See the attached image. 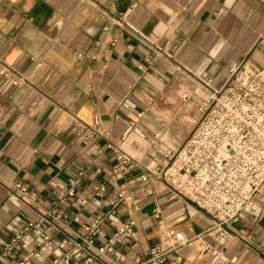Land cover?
<instances>
[{"label":"crops","instance_id":"crops-1","mask_svg":"<svg viewBox=\"0 0 264 264\" xmlns=\"http://www.w3.org/2000/svg\"><path fill=\"white\" fill-rule=\"evenodd\" d=\"M263 35L264 0H0V67L29 80L19 87L0 74V254L15 220L46 217L55 243L85 237L124 188L132 200L117 207L95 244L129 221L133 233L95 264L148 260L152 247L172 244L167 224L187 243L166 264H264V186L223 239L211 215L155 175L190 137L203 98L225 85L231 64L264 68ZM96 120L100 132L90 138ZM118 147L140 162L120 167ZM17 183L29 192L15 204ZM25 255L15 249L0 264Z\"/></svg>","mask_w":264,"mask_h":264},{"label":"built area","instance_id":"built-area-1","mask_svg":"<svg viewBox=\"0 0 264 264\" xmlns=\"http://www.w3.org/2000/svg\"><path fill=\"white\" fill-rule=\"evenodd\" d=\"M118 24L123 25V21ZM104 31L108 32L109 27L105 26ZM116 42V38L110 40L111 45ZM260 43L264 45V35ZM228 71L225 85L203 98L202 117L190 137L177 150L170 149L165 154L167 162L155 171L156 177L164 181L174 194L211 215L214 227L223 239L233 236L230 226L254 208L255 198L264 186V68L244 61L231 64ZM0 74L19 87L29 83L28 78L12 65H1ZM188 97L184 95V99ZM98 125L96 120L90 138L99 134ZM129 131H126L124 140ZM153 146H158L156 141ZM117 159L120 167L140 162L139 155H132L122 147L117 149ZM150 176L151 173L143 175L142 181H147ZM79 182L80 177L71 181L67 190L69 195L75 194L74 187ZM103 190L104 187H99L97 194ZM28 192L25 185L17 183L9 199L18 204L19 195ZM59 199L64 200L65 194ZM130 200L132 197L121 188L112 201V209L97 215L86 226L85 237L66 236L59 243H55L50 234L52 225L46 217L28 222L15 220L10 225L14 236L5 244L0 259L12 255L15 249H23L26 255L18 264H35V260L46 254H54L52 264L70 263L73 259H80L83 264L101 262L133 233L135 223L129 221L102 245L95 244L104 223L114 219L117 207ZM167 231L172 244L166 248L152 247L150 258L146 261L136 259L137 264H166L168 254L187 243L183 232L171 224H167ZM248 241L255 242L250 235Z\"/></svg>","mask_w":264,"mask_h":264}]
</instances>
